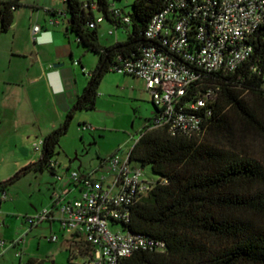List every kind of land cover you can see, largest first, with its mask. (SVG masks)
<instances>
[{
	"label": "trees",
	"instance_id": "16d2710c",
	"mask_svg": "<svg viewBox=\"0 0 264 264\" xmlns=\"http://www.w3.org/2000/svg\"><path fill=\"white\" fill-rule=\"evenodd\" d=\"M63 1L67 33L76 34L84 54L93 51L99 59L62 123L43 138L39 159L0 181L3 192L29 171L54 173L60 141L76 113L94 109L105 75L151 42L145 30L168 3L134 0L127 11L118 5L121 0ZM20 5L21 0H0V35L11 27ZM97 15L117 29L124 28L127 37L103 44L101 24H89ZM123 16H129L130 22ZM251 42L254 53L237 69L206 72L185 97L207 88L217 91L213 103L196 111L205 117L203 132L172 135L166 127L150 129L147 124L132 147L131 159L151 163L160 178L136 204L131 221L120 223L125 230L165 241L166 250H140L120 264H264V22ZM43 263L34 258L27 261Z\"/></svg>",
	"mask_w": 264,
	"mask_h": 264
},
{
	"label": "built area",
	"instance_id": "2783aa9c",
	"mask_svg": "<svg viewBox=\"0 0 264 264\" xmlns=\"http://www.w3.org/2000/svg\"><path fill=\"white\" fill-rule=\"evenodd\" d=\"M91 8L95 10L96 4L92 3ZM123 20L130 22V17L123 16ZM103 21L104 17L97 15L89 24L94 27ZM55 22L53 19L52 23ZM263 22L264 0H168L145 30L151 42L121 60L114 69L145 81L155 105L150 129L166 127L172 135L200 134L205 117L196 111L213 103L217 91L207 88L190 99L185 97L206 72L233 71L246 61L254 53L251 37ZM115 29L111 28L109 33L114 34ZM33 30L39 32L42 27L36 24ZM253 70L259 71L257 66ZM211 113L208 109L207 114ZM42 145L43 140L33 147L41 150ZM103 166H107L103 173L99 169L73 170L69 187L53 192L51 208L38 216H26L25 222L31 228L55 218V211L59 210L63 228L74 232L72 258L78 254L85 258L79 264H120L124 257L140 250L164 252L165 241L110 227V221L129 223L136 204L159 179L147 178L144 167L134 166L130 152L126 157L113 153L103 159L100 168ZM57 178L65 177L57 174ZM74 190L77 193L71 196ZM3 225L0 211V226ZM20 241H12L11 245L17 246ZM4 245V240H0V246L6 249Z\"/></svg>",
	"mask_w": 264,
	"mask_h": 264
},
{
	"label": "rangeland",
	"instance_id": "374dc122",
	"mask_svg": "<svg viewBox=\"0 0 264 264\" xmlns=\"http://www.w3.org/2000/svg\"><path fill=\"white\" fill-rule=\"evenodd\" d=\"M21 2L22 5L14 12L15 18L11 27L0 35V100L4 107L15 106L17 103L22 104L25 117L22 119L23 123L16 126L17 122L13 113L7 110L1 111L4 118L3 123L0 120L2 123L0 128V181L10 178L15 173L13 164L17 163V158L20 156V141H23L22 145H25L26 149L35 142L41 141L44 128L61 123L68 109L73 105L67 102L65 105L68 106H61L64 112L54 113L47 105L42 104L41 108L40 104L32 100L29 103L30 85L25 89L12 83L16 79L23 80L24 83L30 81L31 74L27 72V60L34 61L35 56L32 53H36L37 50L32 45L31 49L21 51L31 40L32 26L36 23L39 25L45 23L48 16L45 9L50 0H21ZM133 2L134 0H121L118 1V5L129 11L132 9ZM111 28L114 29L107 20L101 23L99 35L103 44H112L127 37L124 28L115 29L114 34H110ZM69 36L73 46V56L68 55L63 60L53 62L48 51L44 54L47 56V65L57 64L72 75V83L68 86V90L74 96L77 85L82 87L88 72L85 74L82 65L78 63V57L85 51L84 45L77 42L75 33L70 32ZM39 49L43 51L44 48L42 46ZM98 59L99 55L93 51L85 53L84 65L87 71L95 68ZM15 69L19 74H14ZM74 77L77 78L78 84L75 83ZM29 108L33 111L30 112ZM154 111L152 94L147 90L143 79L110 70L101 83L96 107L79 110L68 132L60 141V153L56 158L62 167L60 173L65 177L63 181L70 183V174L73 170L83 172L99 168L100 173L106 172L107 166L100 168V163L115 152L126 157L145 126L154 117ZM16 143L17 146H15ZM133 165L144 167L145 176L151 180L160 178V175L153 170L151 163L142 164L140 161L133 160ZM67 166H70V170L65 174ZM35 174L34 172L26 174L13 186L6 188L8 199L5 202H9L10 206H14L16 202L18 209L22 212L21 214H10L14 219L13 223H6L5 226L0 227V240H4V247H6L3 249L0 246V264H27L31 258L44 260V264H79L85 258L78 254L76 258L71 259V252L66 250L64 245L65 236L74 234L70 228L64 229L62 223L57 220L51 229L47 221H41L31 231L29 225L25 223L26 216H38L46 209L44 205L48 202L50 204L51 201L52 178L47 172L43 175ZM54 180L55 183L59 182L57 178ZM56 190L60 189L56 188ZM76 193L77 191L74 190L70 195ZM2 194L3 190L0 188V204ZM56 211L61 217L59 210ZM1 212L5 220L6 213L4 210ZM23 227L25 228L21 232L19 228ZM110 227L113 230L125 231L124 225L120 222L110 221ZM53 236H57L56 242L50 241ZM17 240L21 241L13 247L12 241ZM19 252L23 253L22 256L18 254Z\"/></svg>",
	"mask_w": 264,
	"mask_h": 264
},
{
	"label": "crops",
	"instance_id": "0c3cea01",
	"mask_svg": "<svg viewBox=\"0 0 264 264\" xmlns=\"http://www.w3.org/2000/svg\"><path fill=\"white\" fill-rule=\"evenodd\" d=\"M49 9L54 10L57 13L55 14L52 11H49ZM45 11H46L48 16H47V19L45 20V23H43L41 25L42 30L39 32H34L33 27H34V25H36L38 23L34 24L32 26L31 32H30V34L32 36L31 40H29L27 42L26 47H23V49L21 51V52H23L24 50L31 49L32 45L35 46V48L37 50L36 53H32V55L36 54L34 61L27 58L28 59L27 60V66H28L27 72H28V74H31L30 81H28V83H24L23 80L20 81L19 79H16L15 81H12V83H14L18 86L24 87L25 89L30 85L29 86V94H28L29 103H30V100H32L34 103L40 104L41 108H42V104H44L43 106L47 105L49 108L52 109V111H54V113L57 111L64 112V109H62L61 106H68V105H65V103L67 104V102L70 104H73V105L75 104L78 95L82 93L83 89L85 88V86L88 83L89 72L91 70H93L94 68L91 69L90 71H87V69H86L87 67L84 65V56H85L84 53L78 57L79 58L78 63H80L82 65V69H83L84 73L85 74L87 72L88 73H87V78L82 83V87H79L78 80H77V78L74 77L75 83L78 85H77L75 95L72 96L70 94V91L68 90V86L71 85V83H72V75L70 73L65 72V69L60 67L59 65L58 66H55V64H53V66H51L50 64L47 65V63H46L47 56H46V54H44V52L47 53V51H48L50 53L49 57L53 58L52 59L53 62L55 60H59V61L63 60V58L67 57L68 55L73 56V54H74L73 46L71 43V38L69 36L70 33H67L68 23H67V18L65 15V3L63 0H50V3H49V5L46 6ZM53 19L56 20L55 23H52ZM32 41H33V43H32ZM42 46L44 48L43 51H41L39 49ZM18 54H21V53H18ZM14 74H19L17 69L14 70ZM97 99H98V97H97ZM73 105H72V107H73ZM71 108H69V109H71ZM29 109H30V112H31V110L33 111V109H31V108H29ZM3 110H5V111L7 110V111H10L13 113L15 121L17 122L16 126L21 125L23 123L22 119L25 117V115L23 114V112H25V109L22 107V104L17 103V104H15V106L13 105L10 107H4L2 105L1 100H0V120L2 123H3L2 120L4 118V115L2 114L1 111H3ZM2 123H0V128L2 126ZM61 123H62V121H61ZM61 123L56 124V125L52 124L49 128H48V126H46L43 130V133H42V136H43L42 140L45 137V135H47L49 132H51L54 128H56ZM28 136L31 137V135H28ZM14 142H16V140ZM22 142L23 141H20L21 150L19 151L20 156H19V158H17L18 161L16 164H13L14 169H15V171H14L15 173L13 175H15L18 171L22 170L26 165L37 161L40 157V154H41V150L34 149L33 144L29 148L26 149L25 145H22L23 144ZM15 146H17V143L15 144ZM102 162L100 163V167L102 166ZM54 165H55L54 173L51 172L50 170H44L41 172L32 170V171H29L28 173H26V174H30L31 172H34V173H36L35 175H37V174L43 175L44 173L47 172V173H49L50 178H52V180H51L52 181V183H51L52 188L50 190V200L51 201H50V204L48 202L44 205V208H46V209L51 208V206L53 204L52 194L56 190V188H58L60 190H65L69 187V184H67L63 180H59L57 178V174L58 173L61 174L60 172H61V168H62L61 165L59 164L57 158L54 162ZM65 169H66L65 174H67L70 170V166H67ZM98 169L99 168H96L94 170H98ZM63 171H64V169H63ZM83 172H89V171H83ZM26 174H24V175H26ZM24 175H22L18 180H20ZM54 178H57V180H59V182L55 183ZM5 180H7V179H5ZM1 181H3V180H1ZM16 182H14V183H16ZM13 184L9 185V187L13 186ZM39 184H40V181H39ZM3 194H4V192H3ZM3 194L1 197L0 211L4 210L6 213V218L4 220V225H3V226H5L6 223H8V224L13 223L14 219L11 218L12 217L11 215L21 214L20 212H22V211H20L18 209L16 202H14V206H10L8 204L9 202H5L8 199L7 190H6V198H3ZM71 196H73V195H71ZM3 202H4V204H3ZM57 220H59L58 219V213H57V211H55V218L44 220V221H47L50 225V228L52 229L53 223ZM39 224L32 226L30 228V230L32 231V229L35 226H38ZM24 228L25 227L19 228V230H21V232H22L24 230ZM5 231H8V229L7 230L5 229ZM74 238H75L74 235L65 236V244L64 245H65V248H67L66 250H69L70 252H71V250H70L71 242H72V239H74ZM57 240H58V238L56 240H53L52 237L50 238V241H52V242H56ZM13 247H16V246H13ZM22 254H21V256H22ZM71 259H72V257H71Z\"/></svg>",
	"mask_w": 264,
	"mask_h": 264
},
{
	"label": "water",
	"instance_id": "95a60500",
	"mask_svg": "<svg viewBox=\"0 0 264 264\" xmlns=\"http://www.w3.org/2000/svg\"><path fill=\"white\" fill-rule=\"evenodd\" d=\"M36 57V54H33ZM55 66H58L57 64H55Z\"/></svg>",
	"mask_w": 264,
	"mask_h": 264
}]
</instances>
